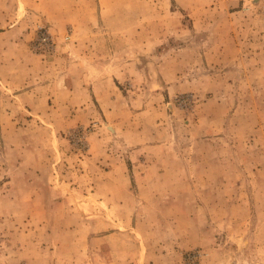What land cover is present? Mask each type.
Masks as SVG:
<instances>
[{
	"label": "rangeland",
	"instance_id": "rangeland-1",
	"mask_svg": "<svg viewBox=\"0 0 264 264\" xmlns=\"http://www.w3.org/2000/svg\"><path fill=\"white\" fill-rule=\"evenodd\" d=\"M2 32L0 264H264V0H0ZM23 32L123 68L118 109L23 119Z\"/></svg>",
	"mask_w": 264,
	"mask_h": 264
},
{
	"label": "crops",
	"instance_id": "crops-1",
	"mask_svg": "<svg viewBox=\"0 0 264 264\" xmlns=\"http://www.w3.org/2000/svg\"><path fill=\"white\" fill-rule=\"evenodd\" d=\"M0 36H3V32ZM25 37L26 34L23 32V53L19 50V54L14 55V60L18 62L17 66L22 68L19 73L23 92L18 95L23 97V119H29V116L40 120L72 118L77 112L75 107L78 105L86 119L94 120L96 114L99 116L102 114L105 118L107 113H113L118 109L117 101L121 93H116L115 88L120 82L119 78L124 77L123 68L117 69L112 73L113 76H110L104 64L92 59L91 50H80L76 47L67 51L62 49L53 56L44 58L27 48ZM2 53L5 51L0 48V56ZM3 58L4 60L0 62V77L7 78V59ZM7 88L11 87L7 86ZM120 110H124V106ZM118 125L117 122L114 123L116 133L119 130ZM92 154L87 160L95 165L98 162L96 167L100 168L99 165L108 163ZM107 168L102 174L105 180L101 178L100 183H106L111 179L112 182L124 184L123 191L127 192V184L133 182L129 175L128 164L113 161ZM115 171L121 177H115L113 175Z\"/></svg>",
	"mask_w": 264,
	"mask_h": 264
},
{
	"label": "built area",
	"instance_id": "built-area-1",
	"mask_svg": "<svg viewBox=\"0 0 264 264\" xmlns=\"http://www.w3.org/2000/svg\"><path fill=\"white\" fill-rule=\"evenodd\" d=\"M50 33L45 30L40 28L37 31V34L34 37V40L32 42V47L35 50V52H43L47 51L49 48H53V41Z\"/></svg>",
	"mask_w": 264,
	"mask_h": 264
}]
</instances>
